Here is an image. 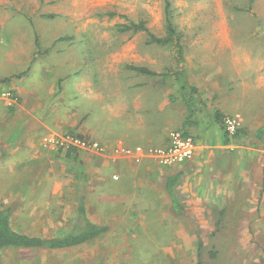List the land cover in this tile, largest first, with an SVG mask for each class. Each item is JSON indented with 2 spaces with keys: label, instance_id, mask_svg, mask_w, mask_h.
Instances as JSON below:
<instances>
[{
  "label": "rangeland",
  "instance_id": "rangeland-1",
  "mask_svg": "<svg viewBox=\"0 0 264 264\" xmlns=\"http://www.w3.org/2000/svg\"><path fill=\"white\" fill-rule=\"evenodd\" d=\"M167 1L182 36L189 84L216 104L218 84L227 89L229 80L246 78L214 74L238 73L245 60L264 49V0H0V210H10L12 224L22 234L61 238L72 231L83 200L85 205L91 202L90 221L109 227L106 234L73 248L0 251V264H264V221L248 214L253 205L228 204L219 215L210 213L214 205L192 200L178 215L181 211L174 208L182 197L158 187L157 194L180 204L168 211L163 198L165 205L155 203L142 212L111 211L103 198L113 202V197L97 187L103 176L90 173L83 161L71 165L60 159L56 153L71 150L49 142L58 136L52 133L38 136L35 143L36 155H57L52 172L27 167L22 158L13 163L16 156L32 152L27 144L29 135L31 139L39 130L35 120L44 121L53 110L47 111L46 104L79 109V104H90L87 96L93 93L101 104H121L140 95L155 98L157 104H186L188 95L176 84L167 85L165 77L153 79L146 89L139 83L142 76L130 69L176 72L173 46L151 43L147 32L122 31L144 22L152 34L166 37ZM28 41L31 60L20 67L27 51L22 43ZM39 70L50 85L36 81ZM252 88H247L250 95ZM64 92H69L67 102H62ZM186 208L202 212L189 214Z\"/></svg>",
  "mask_w": 264,
  "mask_h": 264
},
{
  "label": "crops",
  "instance_id": "crops-1",
  "mask_svg": "<svg viewBox=\"0 0 264 264\" xmlns=\"http://www.w3.org/2000/svg\"><path fill=\"white\" fill-rule=\"evenodd\" d=\"M9 17L7 14L1 18L6 21ZM19 22L20 18L17 24ZM22 45L26 46L27 51L21 54L18 64L20 67H23L25 59L27 65L31 60L30 41L23 42ZM220 67L223 69V66ZM241 67L238 73L214 74L227 78L232 75L246 78L237 83L234 79L229 80L227 85L230 87L227 89L224 88V83L218 84L216 93L219 98L215 100L216 104H209L199 92L192 96L189 92L180 90L175 72L163 74L150 69L156 76L136 72L142 76L139 80L141 87L148 89L153 79L165 77L163 80L167 85L176 84L180 92L188 95L184 98L186 104H157L155 98L148 100L141 95L135 96L132 101L124 99L121 104H101L100 98L96 99L94 93L87 96L90 104H79L81 109L74 104H46L47 111L53 110L45 115L44 121L35 120L39 130L33 132L35 135L32 134L31 139L29 135L27 144L32 152L22 157L16 156L13 163L22 158L23 165L27 167L39 166L40 169L45 168L46 172H52L57 155L60 159L65 158L71 165L83 161L90 173L97 172L103 176L97 187L103 189L104 196L113 197V202H107L103 198L104 202L110 205L111 211L124 215L137 213L138 208L142 212L155 203L163 206V198L167 199L165 209L171 211L173 201L170 202L165 197L166 194L156 192L158 187L162 190L167 188L171 181L176 182L175 194L182 197V205H188L192 200L193 204L198 202L197 205H214V211L210 210V213L218 212L222 215L224 206L228 204H250L253 208L252 213L248 214L264 221V49L253 53ZM226 68L225 64L224 70ZM39 73L40 80L36 81L41 85L43 80L46 86L50 85L51 80L44 77L43 71L39 70ZM250 86L255 87L251 89L254 95L247 92ZM68 96L69 92H64L62 102L69 101ZM236 114L242 116L243 127L237 136L229 137L225 134L221 120L224 118V122L227 117ZM173 130L182 131L195 139L197 151L191 160L173 166H162L151 156L136 152L138 147L148 149L166 146L169 133ZM51 133H74L86 137L90 141L101 143L107 153L100 155L71 150L56 153L57 155H36L35 143L38 136ZM119 149H129L131 152L117 153L116 150ZM83 152L86 157L81 154ZM115 176L117 180L114 179ZM187 195L193 199L189 201ZM90 203L85 205L83 200L79 203L76 219L81 204L90 213L87 208ZM259 205L261 209L257 207ZM102 206L105 212L106 204ZM200 209L186 208V212L199 214L202 212Z\"/></svg>",
  "mask_w": 264,
  "mask_h": 264
},
{
  "label": "trees",
  "instance_id": "trees-1",
  "mask_svg": "<svg viewBox=\"0 0 264 264\" xmlns=\"http://www.w3.org/2000/svg\"><path fill=\"white\" fill-rule=\"evenodd\" d=\"M170 4L166 2V15H167V35L164 38L157 37L152 34L147 28L144 22H140L139 24L132 23L129 26H123V32H147L151 43L158 44L162 46H173L175 52L176 62L178 64L177 70L175 72V79L179 85L180 90L186 91L190 90L189 93L192 96L198 92L196 88L190 86L189 80L185 75V62H184V47L182 45V36L178 32V30L174 27L171 17H170ZM131 70L149 76H156L155 73L151 72L149 69L145 67H131ZM221 120V124L224 122ZM225 121V120H224ZM225 131V127L223 128ZM225 134L229 136L226 132ZM230 137V136H229ZM176 182L168 183V190L170 195L176 197L174 186ZM178 199V198H177ZM179 202V201H178ZM177 205L180 203L173 202ZM175 211H181L178 215H183L184 207L182 204L179 205V208H174ZM109 231V227L102 226L93 223L87 216L86 206L81 204L78 209V219H76L75 225L72 231L64 237L61 238H51L44 239L41 237H32L26 234H22L15 230L12 224V214L9 209L0 210V251L5 250H17V249H25V250H37V249H49V250H57V249H68L77 246H81L86 244L87 242L94 241L100 236L106 234ZM201 243V242H200ZM214 257V256H213ZM199 264H202L201 262Z\"/></svg>",
  "mask_w": 264,
  "mask_h": 264
},
{
  "label": "built area",
  "instance_id": "built-area-1",
  "mask_svg": "<svg viewBox=\"0 0 264 264\" xmlns=\"http://www.w3.org/2000/svg\"><path fill=\"white\" fill-rule=\"evenodd\" d=\"M225 132L235 137L242 128V117L239 114L229 116L224 121ZM49 142L64 150H78L94 154H106V148L97 141L86 140L77 135L65 134L50 138ZM197 151V144L192 136L182 131L173 130L169 133L168 143L161 148H136L139 154L149 155L162 166H173L191 160ZM118 153L129 154V149L116 150ZM117 180V176L114 177Z\"/></svg>",
  "mask_w": 264,
  "mask_h": 264
}]
</instances>
